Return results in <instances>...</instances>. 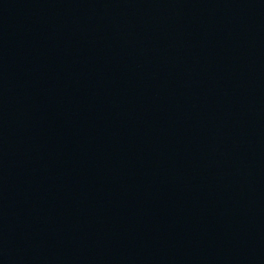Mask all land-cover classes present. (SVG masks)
I'll return each instance as SVG.
<instances>
[{"label":"water","instance_id":"water-1","mask_svg":"<svg viewBox=\"0 0 264 264\" xmlns=\"http://www.w3.org/2000/svg\"><path fill=\"white\" fill-rule=\"evenodd\" d=\"M0 264H264V0H0Z\"/></svg>","mask_w":264,"mask_h":264}]
</instances>
